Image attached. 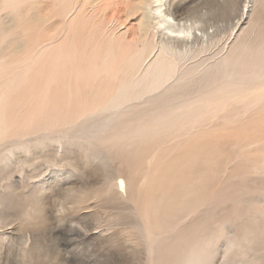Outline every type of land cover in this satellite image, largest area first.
Instances as JSON below:
<instances>
[{
	"label": "bare ground",
	"instance_id": "obj_1",
	"mask_svg": "<svg viewBox=\"0 0 264 264\" xmlns=\"http://www.w3.org/2000/svg\"><path fill=\"white\" fill-rule=\"evenodd\" d=\"M175 1L0 0V179L13 166L24 185L0 187V213L15 228L41 231L58 192L59 222L103 214L97 244H129L136 264H262L264 0L222 45Z\"/></svg>",
	"mask_w": 264,
	"mask_h": 264
},
{
	"label": "rangeland",
	"instance_id": "obj_2",
	"mask_svg": "<svg viewBox=\"0 0 264 264\" xmlns=\"http://www.w3.org/2000/svg\"><path fill=\"white\" fill-rule=\"evenodd\" d=\"M223 1L224 0H176L174 3L178 4V11L176 12L175 16L180 21L181 24L184 23L183 24L184 26L190 25L193 19H197L202 16L204 25H206L204 27V30L206 29L208 33L213 32V40H212L213 45H222L224 41L227 39V36L231 34L234 35L237 32L238 24L244 21L245 16H243V14H245L244 11L247 10V8H245L246 4H244L246 2L245 0H242L243 2L240 5H238L237 10L235 11L224 10L223 7L220 6L222 5ZM247 6L249 7L250 5ZM120 15L121 14L116 13L117 17H119ZM159 38L160 37H157L156 39ZM177 41L182 42L183 40L179 38V40ZM37 161L39 162V164L43 163L41 162L43 161L42 158H40ZM46 161L48 162V160ZM47 162H44L43 164L44 166L40 168L42 169L40 170L42 173L39 171V169L37 170V172L39 171L37 173L39 176L44 177L45 175L47 176L51 174V170L53 166L52 164H49ZM11 167L12 168H10L9 170H4L1 173L3 179H0V187L1 188L4 187L3 184L4 185L10 184L13 185L15 188H17L16 190L22 188L24 189V185L18 183L19 173L22 171L20 170L21 168L19 169L17 167L16 168H14L13 166ZM101 177L103 178L101 179ZM103 181H105V175L102 176L100 175L99 181L97 179L96 188H98V186H100L99 188H101L104 185ZM8 186L9 185H7V187ZM46 196L47 195H45L44 198ZM59 196L60 194H58V192L56 193L54 192L46 197L45 200V204H47L46 212L48 213L49 220L46 222V224L44 225L41 231L36 230V232L30 233L23 227H22L23 229L21 227L20 229L15 228L14 226L16 225L17 221L15 219H12V217L10 216L11 211L3 210L2 213H0V235L1 234L4 235L2 247L0 249V264H136L137 263V259H138V257L136 256L137 254L133 253L132 247L129 244L120 246L122 250L125 249V251L123 252H121L117 248L118 245L116 247L117 250H115V248L113 249L107 248L104 243L102 244V240H101V244L99 245L97 244V242H100V240L99 238L97 239L96 236L97 235L100 236L101 235L100 232L103 230L102 229V226L104 224V221H102L104 220L103 214H99L95 216V218L84 217V214L79 215V213L77 215L70 213L72 214L71 216L70 214L68 215L67 214L68 211H66L63 208V212H62V214H64L63 219L61 222H59L60 220H58V217L56 216L57 209L61 208L59 207L61 205L57 207L58 203L61 204V199L59 198ZM262 206H264L263 203L258 204L256 209L257 210L259 209L258 211H261L260 209L262 208ZM5 208H7V206L1 207L0 210ZM105 213L107 216L111 215L110 211L108 210L105 211ZM115 229L119 230V227ZM112 231H114L113 233L114 235L116 234L115 235L116 237L120 236V233L118 231L116 232L115 230ZM109 234H111V232H108L106 236ZM221 243L222 241H220L217 244V247H220ZM128 252L129 254H127ZM28 256H30L31 258ZM220 256L221 255L219 254L218 256L219 259ZM262 256H263L262 264H264V253Z\"/></svg>",
	"mask_w": 264,
	"mask_h": 264
}]
</instances>
